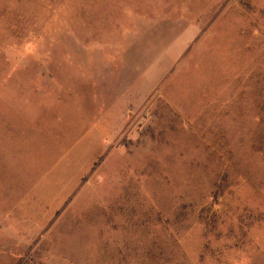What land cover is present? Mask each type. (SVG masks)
Returning <instances> with one entry per match:
<instances>
[{"label": "rangeland", "instance_id": "1", "mask_svg": "<svg viewBox=\"0 0 264 264\" xmlns=\"http://www.w3.org/2000/svg\"><path fill=\"white\" fill-rule=\"evenodd\" d=\"M0 264H264V0H0Z\"/></svg>", "mask_w": 264, "mask_h": 264}]
</instances>
